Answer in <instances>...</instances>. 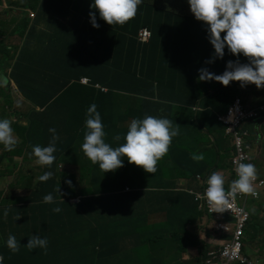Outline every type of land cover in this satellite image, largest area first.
Segmentation results:
<instances>
[{
	"label": "crops",
	"instance_id": "0c3cea01",
	"mask_svg": "<svg viewBox=\"0 0 264 264\" xmlns=\"http://www.w3.org/2000/svg\"><path fill=\"white\" fill-rule=\"evenodd\" d=\"M90 2L91 0H45L44 3L43 0H0V58H3L6 54L9 55L4 67L10 70L7 73L0 67V91L4 90L7 93L6 95L0 94V118L9 119L11 128L13 127L11 123L12 116L18 118L20 125L28 127L30 113L32 112L47 121L51 120L56 123V136L61 137L62 142L65 144L70 143L69 146L71 147L66 153L67 163L63 164L64 170H68L71 175H77L78 181L85 169H87L90 179L82 180V185L85 187H105L110 185H118L124 188L147 185L154 187L157 185L156 182L159 181L165 166L157 167L156 164V172L152 174L144 172L140 166L134 164L128 167L132 169H124V173H121L119 169L109 171V176L111 177L106 178V175L102 173L98 165L92 164L85 158L80 150L84 134L85 110L89 105L94 104L100 114L103 126L107 128L106 130L110 133L117 132L123 139L127 125L133 118L139 119L146 114L156 117H173V113L177 109L183 110L184 106H188L196 112L203 113V115L198 113V121L206 123L207 127L213 131L214 137H216V142H214V137H208L209 142L214 145V153L198 156L202 157V159H199L197 163V173H206L208 168L209 170L215 168V172L224 177V182L228 181L226 176L230 172L229 164L233 147L225 136L219 135V129L214 127L212 112L219 102H214L212 101L213 98L208 97L213 94L214 84H219V82L210 80L207 85H203L205 81L196 80V83L193 84L188 78L182 79L180 77L181 73L173 70L172 73L175 72L176 76L174 77L173 74V76L168 77L165 81L166 86L158 84L150 93L141 88L131 86V89L125 90L126 92H116L118 97L115 99L105 97L107 92L98 88L95 85L96 83L84 84L80 82L84 77L90 78L94 72L89 67L81 66L85 61L81 54L85 48L94 54L97 52L90 46V43L97 42L99 35L98 27L94 28L90 23L89 12L91 10L95 11L89 8ZM26 9H32L33 13H37V17L31 18ZM174 18L177 17H172V15L168 14H158V24L164 26L169 20L173 21ZM206 29L207 26L204 22L188 15V18L180 17L178 27L173 29L170 35L166 33L167 36H172L173 42L177 41V34L179 33L181 44L188 47L183 54L180 48L176 50L177 59H180V61L184 60V66L189 68L190 72L193 70L195 74H198L197 70L199 68H208L211 65L207 61L214 60V63L217 64L222 59L215 57ZM223 35L224 33H221V37ZM10 36L13 37L10 38ZM226 50L227 48H225L224 52ZM228 55L230 58L233 56L227 51L223 58H227ZM232 61L247 63L248 59L243 55H237L233 56ZM143 70L137 71L135 80L138 81V79H146L148 77L150 67L146 65ZM138 72L142 73L139 74ZM213 74L219 75L217 72ZM236 84L238 88L243 90V95L240 96L244 102L249 104L264 103V87L258 89L254 84L251 86L244 85L243 87H241L240 82ZM228 86L235 90L233 82H230ZM120 89L123 90L124 87L120 85ZM195 89L201 91L187 95L183 93L184 91H193ZM127 93L138 96H132ZM148 96L154 99H148ZM197 97V101L193 100ZM204 110L209 112H203ZM259 122L262 123L257 130L260 139V142L257 143L258 152H260V147L263 145V136L260 130L264 125V119ZM190 129L189 125L178 126L176 141L184 138L188 140L191 134ZM46 132L47 130L42 126L37 125L34 134L44 135ZM16 133L22 140L21 130L18 125L16 126ZM200 133L204 138H207L203 130ZM15 137L17 136L15 135ZM55 142H59L61 146H64L57 139ZM190 146L193 147L194 143L190 142ZM183 148H186V146L184 145ZM209 148L210 146L208 145L207 149ZM260 154L258 153V156ZM169 156L170 161L167 164L171 167L170 176L173 177H177L179 168H186L195 163L188 153L179 148H171ZM27 166L32 169L36 168L39 171L43 168L37 165L35 160L30 161ZM91 166L93 169L98 168L99 172L95 173V170H89ZM255 169L257 173L264 175L260 171L259 165ZM9 179L12 180L13 177L10 176ZM232 180L229 179V182ZM34 183L29 182L31 186H35ZM6 184V181L0 180V187ZM169 184L171 185L170 192L165 193V195L160 193V195L152 196L150 194L147 198L151 206L153 203L155 205L152 207L154 213L148 218V226L153 228H149L145 234L159 236L169 233L171 235L167 238V244L163 245V250L159 252L160 254L151 248L156 259L149 261L147 264H200V262L196 261L199 255V249L196 245H189L179 260L175 250V244H177L176 236L180 234L184 238L183 233L199 239L201 235L203 240L210 241L213 245L218 240L216 235H210L207 231L209 229L208 218L203 215L200 216L191 196L189 194L185 195V190H194L198 186L197 182L192 176L187 179L171 180ZM165 186L169 188L168 185ZM32 191L33 189H22L23 196L31 195ZM140 197L143 199L141 195ZM164 198L165 203H163ZM261 200L263 201L261 202L262 209L264 197ZM252 208L257 210L255 204ZM258 212L259 216L262 217L263 212ZM48 217L50 220L58 219V216L53 214ZM18 218V215L13 220L6 218L2 221L1 218L0 231L5 239L9 234H12L19 243L20 250L26 249L23 245L26 244L29 235L37 234H34L33 230L26 224L24 225L25 222L18 224L16 220ZM183 223L186 225L183 226ZM55 224L56 222L48 224L45 228L48 229L45 232L46 234H38L42 237H47V248H49L50 243L54 244L57 241L55 237H48L47 235L56 234L61 230L60 227L51 228ZM161 225H163L162 230L157 227ZM179 230H182V233H179ZM247 230L248 233L245 234V237L246 245L249 247L246 251L252 253L253 247L256 246L257 242L255 241L256 236L259 234L251 227H248ZM24 235L26 237L21 242V238ZM119 238L122 240L119 244L120 252L124 253V250L129 252L127 259H122L123 264H133L134 256L132 255V250L141 248L144 245L139 243L135 235L131 237L120 236ZM187 240L189 241V239ZM59 241L61 244L66 243L62 238ZM263 243L264 240L259 245ZM148 246L150 245L148 244ZM74 247H76L75 243ZM3 248L6 254H3V257H6L4 261L8 264H21L25 262L23 257L26 258L29 254L27 252L24 256H21L19 251L13 254L7 247L3 246ZM37 251L39 255L41 250L37 249ZM172 256L176 258L169 260ZM248 257L252 258L253 254H248ZM262 258V261L259 260L260 264H264V255ZM129 260L132 261L129 262ZM138 263L143 264L140 261ZM61 264H69V262H62ZM72 264L82 263L74 261ZM89 264H98V261L91 260Z\"/></svg>",
	"mask_w": 264,
	"mask_h": 264
},
{
	"label": "trees",
	"instance_id": "16d2710c",
	"mask_svg": "<svg viewBox=\"0 0 264 264\" xmlns=\"http://www.w3.org/2000/svg\"><path fill=\"white\" fill-rule=\"evenodd\" d=\"M185 6H189L187 0H167L166 5H164L163 0H142L141 4L137 6L136 14L122 25H109L99 18L98 13L96 14L99 35L97 42L90 43V46L97 52L94 54L85 48L81 54L85 61L81 66L94 70L90 77L93 84L100 83L108 87L105 97L115 99L118 97L116 92H126L125 90L131 89V86L150 93L156 85H165L168 77L173 76V74L174 77L176 76L175 72L172 73V71L182 68L177 66L178 56L176 50L180 48L183 54L188 46L181 44L179 33L176 42H173L172 36H167L166 33L170 35L173 29L178 27L180 17L188 18L187 12H190V9L187 10ZM162 13L177 18H174L173 21L169 20L162 26L158 24V14ZM143 27H147L151 31V37L147 42H142L138 38V32ZM146 65L150 67L148 77L138 79V81L135 80L137 71H144L143 67ZM182 69L184 71V78L182 79H185L189 74L186 73L187 70ZM138 73L141 74L142 72ZM120 85L124 87L123 90L120 89ZM224 87L222 86L221 89ZM0 94L6 95L7 93L1 90ZM127 94L138 96L132 93ZM233 96L234 94L226 96L223 90L218 91L216 94L219 102H231ZM148 99L154 98L148 96ZM226 108L227 106L223 105L218 109V113L222 114ZM182 109H177L174 113H178L173 117H163L174 124L176 123L179 127L189 125L191 127L190 138L176 141L175 136L171 139L167 153L156 163L157 167L165 166L159 181L156 182L157 185L154 187L150 185L132 186L128 192H125V188L122 186L110 185L105 186L109 192L100 195L91 194L88 187L82 188L85 187L81 183L85 179L83 176L77 181V175H71L68 170L60 169V165L66 162V153L71 147L69 146L70 143L65 144L62 142L59 136H57V140L63 143L64 146H61L59 142H55L56 150L53 153L55 160L51 168L43 166L40 171L28 168L27 164L35 160L30 155L31 146L36 144L46 146L51 139L48 129L54 128L56 131V123L51 120L47 121L41 116L33 114V112L30 113V119L28 116L30 120L28 127L20 125L18 121L11 122L13 136H17L15 137L16 144L11 151H5L3 146L0 145V180L7 182L4 187H0V210L5 208L8 210V215L0 216V219L2 218V221L6 218L13 220L18 215L19 218L16 219L18 224L25 222L24 225L30 227L34 234H46L45 232L48 229L45 228L51 222H56L51 228H61L56 234L47 235L48 237H55L57 241L54 244L50 243L49 248L46 251L41 250L39 255L37 249H33L31 252L27 249H20L19 255L21 256H24L27 252L29 253L28 257H23L25 262L21 264H61L62 262L72 264L79 259L84 260L81 261L82 264H89L91 260H97L98 264H108L109 261L114 263V260L121 254L119 244L122 240L119 237L134 235L138 238L140 244L146 246L145 248L141 246V252H136L140 248L132 250L133 256L138 258L134 261L139 262L142 260L144 264H147L149 261L155 260L156 256L152 250H156L154 245L156 238H169L171 235L169 233L159 236L145 234L149 228H153L148 226V218L154 213L152 207L155 205L153 203L151 206L147 201L148 196L150 194L152 196L160 195V193L165 195V193L170 192L171 185L169 182L171 180L187 179L197 174L204 175L205 173H197L199 159H193V157L214 153V145L208 140V137H214L213 131L207 127L206 123L202 122V124L198 121L199 115L192 112L190 107L184 106ZM212 119L214 124L212 121L211 123L219 129V135L224 136L223 127L216 123L215 116ZM17 125L21 130L22 140L16 133ZM37 125L42 126L47 132L44 135H35ZM106 129L104 126L105 142L112 147L123 143L122 138L119 141L113 140L117 132L110 133ZM201 130L205 132L207 138L201 135ZM190 142L194 143L193 147L190 146ZM214 142H216V137H214ZM184 145L186 148H183ZM208 145L210 146L209 149H207ZM171 148L184 150L195 162L189 167L179 168L177 177L170 176L171 167L167 164L170 161L169 152ZM122 159L123 165L119 168L132 169L128 167L134 164L128 163L125 158ZM93 170H95V173L99 172L98 168ZM44 171H52L53 175L46 182H39L36 178ZM103 174L106 175V178L111 177L109 171ZM10 176L13 177L12 180L9 179ZM66 181H70V183H66ZM29 182H36L34 183L35 186H31ZM165 185H168L169 188ZM22 189H33V191L31 195L23 196ZM48 193L53 195L54 202L52 204L42 202V197ZM91 195L93 196L91 197ZM74 199H78V201H70ZM140 199L141 201H139ZM163 203H165V198ZM57 206L61 211L59 213L52 212L51 209ZM50 214L57 215L58 219L50 220L48 217ZM47 218L49 220H45ZM157 227L162 230L163 225ZM88 229L90 234L87 241L92 244L90 247L87 246L88 242L86 240L80 238L83 232ZM25 237L26 235L21 238V242ZM60 238L66 243L61 244ZM5 240L0 231V257L3 258L1 264H8L4 261L6 257H3V254L6 255L3 248ZM74 243L76 247H74ZM161 250L159 248L158 253ZM182 251L183 249L180 253Z\"/></svg>",
	"mask_w": 264,
	"mask_h": 264
},
{
	"label": "clouds",
	"instance_id": "9594fccd",
	"mask_svg": "<svg viewBox=\"0 0 264 264\" xmlns=\"http://www.w3.org/2000/svg\"><path fill=\"white\" fill-rule=\"evenodd\" d=\"M141 2L142 0H91L89 8L94 9L95 12L93 10L89 12L90 23L94 28L99 27L96 23V14L98 13L99 18L107 24L122 25L136 14L137 6ZM187 4L189 6H185V8L190 9L187 15L205 23L208 40L214 49L215 57L222 58L217 64L214 63V60L207 61L211 65L208 68H199L197 77L192 83H196V80L205 81L203 85H207L210 80L219 82V84H214L213 94L208 96L213 98L212 101L214 102H219L216 94L220 90L225 91L226 96L234 94L231 102H219L214 107V111H211L215 116L216 123L223 127L224 136L232 144L233 151L229 164L230 172L226 176L228 181L224 182V177L215 172V168L210 170L208 168L204 175L197 174L193 177L198 185L194 190H185V195L189 194L196 204L200 216L203 215L208 218L209 229L207 231L210 235L218 237L217 242L213 245L210 241L203 240L201 235L199 239L183 233L184 238L180 239L181 235L180 237L176 236L175 250L178 255H182L189 245H196L199 249L196 261L200 264H260L259 260L262 261L264 255V243L259 244L264 239L261 238L259 242H256L252 253H248L246 249L249 246L246 245L245 234L248 233L249 223L253 222V218L259 216V212L252 208L254 204L248 210V202L251 201L255 204L259 201L262 202L264 175L256 172L257 162H253V144L250 146L247 140H252L256 146L260 142L257 130L262 123L259 121L264 119V103L249 104L244 102L240 96L243 95V90L238 88L236 83L240 82L241 87L253 84L258 89L264 87V0H187ZM26 10L31 18L37 17V13H33L32 9ZM221 33H224L223 37H221ZM150 37L149 28L143 27L139 30L138 38L140 41L147 42ZM225 48L233 56L243 55L248 59V62L239 63L229 60L225 64L226 57L223 58ZM214 72L223 73L216 75L213 74ZM83 79H87V81L85 82ZM80 82L88 84L91 80L84 77ZM230 82L234 83L235 90L228 86ZM95 85L102 91L108 92V87L98 83ZM222 86L225 87L221 89ZM200 91L195 89L183 93L187 95ZM223 105H226L227 108L225 112L220 114L218 109ZM191 111L196 114L202 113L196 112L192 108ZM203 112L209 111L204 110ZM177 113H173V115L175 116ZM226 117L236 120L238 123L234 132H237L241 138V153L236 145L235 135L233 132H227L229 124L224 123V121L229 120L225 119ZM16 121L18 118L12 116L11 122ZM249 123L253 124L252 131L246 127ZM257 126L258 128H256ZM48 132L52 134L48 144L46 146L39 144L31 146L30 155L35 158L37 165L51 168L55 160L53 153L56 150L55 140L57 136L54 128H49ZM261 134L264 144V133ZM105 135L104 126L96 106L94 104L89 105L85 110L83 141L80 144L83 155L92 164L98 165L103 173L121 167L123 165L122 158H125L128 163L140 166L144 172L154 174L157 161L167 153L171 139L178 135V125L165 117L146 114L142 118H133L130 121L123 135V143L118 146L112 147L105 142ZM120 139L119 134L113 137V140L116 141ZM15 144L16 139L13 136L9 119L0 118V145L5 151H11ZM263 147L264 145H261L260 152H258L257 146L256 158H258V153L262 152ZM193 159L198 160L202 157H193ZM63 164L65 163L60 165V169H64ZM36 171L39 170L36 169ZM52 175V171H44L36 179L39 182H46ZM229 179L233 180L229 182ZM66 183H70V181H66ZM124 191L128 192L129 188L126 187ZM70 201L77 202L78 199ZM42 202L52 204L54 202L53 195L51 193L45 194L42 197ZM205 202L211 208L212 213L207 209ZM263 206V216L260 217L262 219H264ZM230 207L243 210L247 219L242 228L239 250L226 255L225 248L232 244L238 226L237 217L235 218L234 214L231 215L226 211ZM51 211L59 213L61 209L57 206L53 207ZM7 215L8 210L6 208L0 210V216ZM230 218L234 219V225H229L223 221ZM184 225L186 224L183 223ZM219 225L225 226L227 229L223 230ZM179 233H182V230H179ZM186 239L189 241L184 243ZM3 243L13 254L19 251V243L12 234H9ZM47 244V237L37 234L29 235L26 244L23 246L30 252L33 249L46 251ZM180 244L185 247H181ZM182 248L183 251L180 253ZM248 254H253V257H248ZM2 259L0 257V264Z\"/></svg>",
	"mask_w": 264,
	"mask_h": 264
},
{
	"label": "rangeland",
	"instance_id": "374dc122",
	"mask_svg": "<svg viewBox=\"0 0 264 264\" xmlns=\"http://www.w3.org/2000/svg\"><path fill=\"white\" fill-rule=\"evenodd\" d=\"M163 2H164V5H166V3H167V0H163ZM163 14V13H162ZM164 15V14H163ZM13 36H10V38H12ZM9 58V55L8 54H6L3 58H0V67L1 68H3V70L4 71H6L7 73H9L10 72V70L8 69V68H6V67H4V65H6V63H7V59ZM232 58H233V56H231V58L229 57V55L227 56V58L225 59V64H226V61H229V60H232ZM178 60V62H177V66H181L182 68H184L185 70H187L186 71V73L187 74H189L187 77H185V78H188L190 81H192V82H194L195 81V79H196V77H195V73L193 72V70L190 72L189 71V68H186L185 66H184V63H183V61L184 60H182V61H180V59H177ZM178 69V70H176V72H179V73H181L180 74V77L181 78H184L183 77V74H184V71H183V69ZM192 75V76H191ZM204 123V122H203ZM202 123V124H203ZM246 127L249 129V130H253V124H251V123H249V124H247L246 125ZM219 131V130H218ZM261 133H264V125L261 127ZM247 142H248V144L250 145V146H252V144H253V150H252V152H253V162L254 163H256L257 162V165H259V168H260V171H262L263 173H264V147H263V150H262V152H261V154L258 156V158H256V150H257V146L254 144V142L252 141V140H247ZM264 145V144H263ZM91 169H93L92 168V166L91 167H89V170H91ZM119 169V171L121 172V173H124L125 172V170H124V168H118ZM86 180L87 179H90V176H89V171L87 170V169H85V172L83 173V175H82ZM82 183V182H81ZM81 183L78 185L79 187H80V185H81ZM82 187V186H81ZM82 188H86V187H82ZM91 194H96V195H99V194H106L107 193V191H108V188H105V187H90V189L88 190ZM263 202V201H262ZM253 204H255V203H252L251 201H249L248 202V210H249V208L253 205ZM255 207H256V209L258 210V211H260V212H263V210L261 209V201H259V202H257L256 204H255ZM263 208H264V206H263ZM225 223H227V224H229V225H234V219H232V218H230V219H224L223 220ZM248 227H251L254 231H256V232H258V234L260 235H257L256 236V241L257 242H259L260 240H261V238L262 239H264V219H262V218H260V216H257V217H255V218H253V222H250L249 223V225H248ZM89 234H90V230L88 229V230H85L84 232H83V234L81 235V239H83V240H86L87 241V238H88V236H89ZM178 237H180V234L178 235ZM181 238H183V237H180V239ZM185 241H188L187 239L186 240H184V243H185ZM88 242V241H87ZM183 243V244H184ZM167 244V238H163V237H159V238H156V243L154 244L155 246H156V252L158 253V250H159V248H161L162 250H163V245H166ZM183 244H180V246L182 247H185ZM92 244L90 243V242H88L87 243V246L88 247H90ZM183 249V248H182ZM142 251V249L140 248L139 250H136V252H141ZM128 255H129V252L128 251H125L124 250V253H121L119 256H118V258L117 259H115L114 260V264H123V260H122V258L124 257V258H127L128 257ZM132 255H133V253H132ZM180 256L181 255H178L177 254V257H178V260L180 259ZM170 257V256H169ZM134 259H138V258H136V257H133ZM176 257H174V256H172L171 258H169V260H172V259H175ZM81 261H84V260H82V259H79L78 260V263H83V262H81ZM91 262V261H90ZM89 262V263H90ZM140 262H142L143 264H144V262L142 261V260H140ZM109 263H113V262H108V264ZM133 264H139L138 262H133Z\"/></svg>",
	"mask_w": 264,
	"mask_h": 264
},
{
	"label": "built area",
	"instance_id": "2783aa9c",
	"mask_svg": "<svg viewBox=\"0 0 264 264\" xmlns=\"http://www.w3.org/2000/svg\"><path fill=\"white\" fill-rule=\"evenodd\" d=\"M85 82L87 81V79H83ZM225 119L229 120V121H224V123L229 124V128L227 129V132H233V135H235V141H236V145L238 147L239 152H242V141L241 138L238 136L237 132H234V128L236 125H238L236 120H232L229 117H226ZM200 198V197H199ZM206 204V202H205ZM207 205V204H206ZM207 209H209V212L212 213L211 208L207 205L206 206ZM229 213H231V215H233L235 218L237 217L238 219V226H237V230L235 232L234 238L232 239L233 242L232 244L228 245L225 248V254L226 255H230L232 254V252H236L239 250L240 248V236L242 234V228L244 227V223L247 219V215L243 212V210L241 209H235V208H231L226 210ZM219 227L223 230H226L227 228L225 226L219 225Z\"/></svg>",
	"mask_w": 264,
	"mask_h": 264
}]
</instances>
